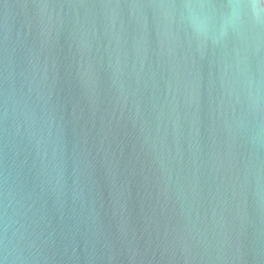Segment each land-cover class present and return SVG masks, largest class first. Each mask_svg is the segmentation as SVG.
Instances as JSON below:
<instances>
[{
	"label": "water",
	"instance_id": "1",
	"mask_svg": "<svg viewBox=\"0 0 264 264\" xmlns=\"http://www.w3.org/2000/svg\"><path fill=\"white\" fill-rule=\"evenodd\" d=\"M173 2L0 0V261L264 264V37Z\"/></svg>",
	"mask_w": 264,
	"mask_h": 264
},
{
	"label": "clouds",
	"instance_id": "2",
	"mask_svg": "<svg viewBox=\"0 0 264 264\" xmlns=\"http://www.w3.org/2000/svg\"><path fill=\"white\" fill-rule=\"evenodd\" d=\"M169 7L180 8L184 12H190L192 9L210 12L211 16L207 17L204 23L215 22L225 37L228 36L229 29L237 34L240 30H246L257 45L264 37V0H179V3L174 0ZM192 30L198 39H210L211 29L202 30L201 25H195ZM257 93L259 94V86ZM262 112L264 109H261L257 100L255 115L259 117ZM23 259L22 249L15 245L11 248L6 246L4 260L0 261V264H5L7 261L15 264V261Z\"/></svg>",
	"mask_w": 264,
	"mask_h": 264
}]
</instances>
